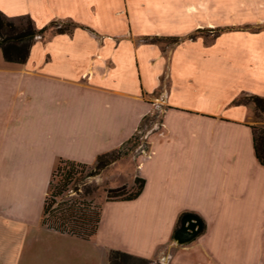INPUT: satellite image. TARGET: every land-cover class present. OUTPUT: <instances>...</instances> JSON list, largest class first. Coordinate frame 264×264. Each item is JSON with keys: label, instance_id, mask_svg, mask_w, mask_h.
Returning a JSON list of instances; mask_svg holds the SVG:
<instances>
[{"label": "crops", "instance_id": "0c3cea01", "mask_svg": "<svg viewBox=\"0 0 264 264\" xmlns=\"http://www.w3.org/2000/svg\"><path fill=\"white\" fill-rule=\"evenodd\" d=\"M8 1L17 7L8 10ZM191 1L0 0L7 18L29 17L37 30L45 28L24 64L6 62L0 50L1 66L38 62L52 79L37 91L22 75L1 71L7 81L0 90V227L23 232L37 225L54 240L83 241L41 224L58 159L92 166L148 122L152 127L150 118H160L159 130L147 137L148 153L137 161L141 194L104 201L98 232L84 241L97 247L52 246V257L59 256L54 264H89L90 256L108 264L111 250L152 264H264V167L253 148L255 107L247 99L235 103L264 98V26L206 43L190 36L203 14L186 7ZM49 31L48 39L38 40ZM148 35L176 42L163 49L139 40ZM107 206L112 213L104 215ZM189 215L201 231L178 244L174 233Z\"/></svg>", "mask_w": 264, "mask_h": 264}, {"label": "rangeland", "instance_id": "374dc122", "mask_svg": "<svg viewBox=\"0 0 264 264\" xmlns=\"http://www.w3.org/2000/svg\"><path fill=\"white\" fill-rule=\"evenodd\" d=\"M17 4L18 3H16V5ZM16 5L10 1L5 4L8 10H13ZM188 6H196L198 11L203 13L198 16L200 28L196 32H192L190 36L193 38L201 37L206 43L213 42L223 33L246 30L256 32L264 26L260 24L262 23L260 22L261 19L264 20L263 17L260 18V13L264 12L263 0H193L190 4L186 5V7ZM32 12H34L33 8ZM13 19L17 24L25 23L24 20H20L18 17ZM50 34L49 31L44 38L39 37L38 40L43 42L45 41L44 39H48L47 37H49ZM166 37L168 36H165V38ZM139 40L160 42L163 49L167 47L171 48L176 42L174 38L155 39L150 35L147 37L141 36ZM45 68L46 67H43L42 64L38 62L32 63L22 69L20 67L5 69L0 64V90H3L7 81L6 77L2 76L4 74L1 73V71L8 70L11 74H15L16 78L22 75L25 79L26 87L42 91L52 86L50 84L52 79H49L44 74L49 73L51 70L49 67ZM13 82L16 83L17 79L14 78ZM253 85L258 86L259 83L254 80ZM150 120L153 121L152 127L150 126L151 123L148 122L149 128H140L135 134V139L122 146L121 156L116 161V166L107 167L108 169H104L95 176H88L94 170V165H88V168L84 170L81 176V181L72 185L68 195L64 196L62 199H77L79 198L77 194H82L84 189L89 187L93 190V193L88 197H83V199L91 201L93 206L101 207L105 206V203H103L106 201L105 189L126 186L127 193L133 191L136 187L135 179L138 178L136 176L137 161L149 151L147 137L151 131L157 132L159 130L156 125H159L160 118L154 116L150 118ZM255 122L256 126L264 127V116L261 119L255 117ZM57 181L58 178H56L53 185H55ZM75 188H78V190L74 191ZM109 213H112V207H104L103 214L107 215ZM36 226L32 225L31 227H26L27 229H23V232L19 231L18 227H0V264H54L56 263L55 260H59V256L57 259H55L54 256L52 257V246L65 251L71 249L92 250L94 247H97V245L92 242L89 243L68 238H58L54 240L52 238V231L38 230ZM157 227V225H153V230L155 231ZM177 232L178 229L176 228L173 236L174 241L181 244L178 239H176ZM235 242L237 243L236 246H241L240 244L243 243V240ZM98 258H100V255ZM89 260H87L89 264H100V262L94 261L91 256ZM104 264H107V261H104Z\"/></svg>", "mask_w": 264, "mask_h": 264}, {"label": "trees", "instance_id": "16d2710c", "mask_svg": "<svg viewBox=\"0 0 264 264\" xmlns=\"http://www.w3.org/2000/svg\"><path fill=\"white\" fill-rule=\"evenodd\" d=\"M19 19L24 20L25 23L17 24L0 12V50L4 60L8 63L24 64L35 39L45 31V28L37 30L29 17ZM245 99L254 104L256 118H263L264 98L243 97L236 100L235 103H244ZM252 130L254 154L258 163L264 167V127L256 126ZM134 139L135 134L126 143H130ZM122 146L112 152L99 155L96 158L93 172L88 176H95L116 162L121 156ZM86 168H88L86 164L58 159L44 200L41 224L48 230L73 236L83 241H90L97 234L101 220V207L93 206L91 201L83 199V197L90 196L93 190L88 187L82 194H77L79 197L77 199H62L68 195L72 185L81 181V176ZM56 178L58 181L53 185ZM135 186V189L129 193L126 192V186L105 189L106 201L136 199L143 190L144 181L136 178ZM77 190L78 188L74 189V191ZM108 264H152V261L118 250H111L108 254Z\"/></svg>", "mask_w": 264, "mask_h": 264}, {"label": "water", "instance_id": "95a60500", "mask_svg": "<svg viewBox=\"0 0 264 264\" xmlns=\"http://www.w3.org/2000/svg\"><path fill=\"white\" fill-rule=\"evenodd\" d=\"M201 231V223L194 216H186L182 219V227L176 233L179 243L185 244L195 238Z\"/></svg>", "mask_w": 264, "mask_h": 264}, {"label": "flooded vegetation", "instance_id": "af4514ba", "mask_svg": "<svg viewBox=\"0 0 264 264\" xmlns=\"http://www.w3.org/2000/svg\"><path fill=\"white\" fill-rule=\"evenodd\" d=\"M181 227H182V223L180 224V226H179V228H178V231L181 229Z\"/></svg>", "mask_w": 264, "mask_h": 264}]
</instances>
